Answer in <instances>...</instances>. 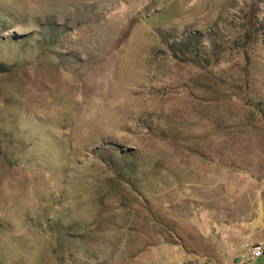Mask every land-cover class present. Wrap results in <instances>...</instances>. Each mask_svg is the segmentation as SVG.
Here are the masks:
<instances>
[{
	"label": "rangeland",
	"instance_id": "1",
	"mask_svg": "<svg viewBox=\"0 0 264 264\" xmlns=\"http://www.w3.org/2000/svg\"><path fill=\"white\" fill-rule=\"evenodd\" d=\"M0 69V264H264V0H0Z\"/></svg>",
	"mask_w": 264,
	"mask_h": 264
},
{
	"label": "built area",
	"instance_id": "2",
	"mask_svg": "<svg viewBox=\"0 0 264 264\" xmlns=\"http://www.w3.org/2000/svg\"><path fill=\"white\" fill-rule=\"evenodd\" d=\"M240 257L243 258V253L248 254L251 258H259L264 254V242L260 241L255 244L245 243L242 246Z\"/></svg>",
	"mask_w": 264,
	"mask_h": 264
},
{
	"label": "trees",
	"instance_id": "3",
	"mask_svg": "<svg viewBox=\"0 0 264 264\" xmlns=\"http://www.w3.org/2000/svg\"><path fill=\"white\" fill-rule=\"evenodd\" d=\"M188 42L190 41L191 42V40L193 41V44H190V42L188 43V44H190V47L189 46H186V47H184V45H183V47H184V49L185 50H182L181 51V49H180V47H179V43H171L170 44V50H171V54L175 57V58H180V54H181V52H182V54L184 53V52H187V50H189V48H191V46H192V48H194V52H196V44H197V42H198V39H197V37L196 36H192V35H189V37H188ZM1 70V69H0Z\"/></svg>",
	"mask_w": 264,
	"mask_h": 264
},
{
	"label": "crops",
	"instance_id": "4",
	"mask_svg": "<svg viewBox=\"0 0 264 264\" xmlns=\"http://www.w3.org/2000/svg\"><path fill=\"white\" fill-rule=\"evenodd\" d=\"M244 238V237H243ZM229 242L230 243H223V245L225 246V245H228V244H233L234 245V247L235 246H237V241H234V240H229ZM260 242V241H259ZM235 249V248H234ZM215 251H216V248H215ZM237 257H234L232 260L234 261V262H239V263H241V261L243 260L241 257H240V254H238V255H236Z\"/></svg>",
	"mask_w": 264,
	"mask_h": 264
}]
</instances>
